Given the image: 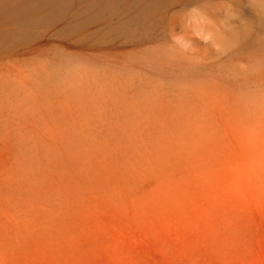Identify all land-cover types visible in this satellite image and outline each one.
<instances>
[{
  "label": "rangeland",
  "instance_id": "obj_1",
  "mask_svg": "<svg viewBox=\"0 0 264 264\" xmlns=\"http://www.w3.org/2000/svg\"><path fill=\"white\" fill-rule=\"evenodd\" d=\"M37 1L0 0V264H264V0L203 60L169 30L218 0Z\"/></svg>",
  "mask_w": 264,
  "mask_h": 264
},
{
  "label": "clouds",
  "instance_id": "obj_2",
  "mask_svg": "<svg viewBox=\"0 0 264 264\" xmlns=\"http://www.w3.org/2000/svg\"><path fill=\"white\" fill-rule=\"evenodd\" d=\"M222 14V15H218ZM175 16L176 25L180 31L175 30L176 26L169 30V42L176 46L183 53L193 55L197 60H203V56H196L197 47L193 39L203 42L207 48H211L219 54L223 51V39L232 21L240 18V13L232 0H218V6L214 12H209L201 3H194L191 6L177 9ZM239 68L244 70L246 65L240 63Z\"/></svg>",
  "mask_w": 264,
  "mask_h": 264
},
{
  "label": "bare ground",
  "instance_id": "obj_3",
  "mask_svg": "<svg viewBox=\"0 0 264 264\" xmlns=\"http://www.w3.org/2000/svg\"><path fill=\"white\" fill-rule=\"evenodd\" d=\"M153 1L157 4H159L161 2V0H153ZM210 1H212V0H210ZM66 2H67L66 0H39L37 2L31 3V5L38 6V5L47 4L51 7V10H52L55 6H57L59 4H64L63 6H61V7H64ZM260 9H261L260 15L262 16L261 19L264 21V2L262 3V8H260Z\"/></svg>",
  "mask_w": 264,
  "mask_h": 264
}]
</instances>
